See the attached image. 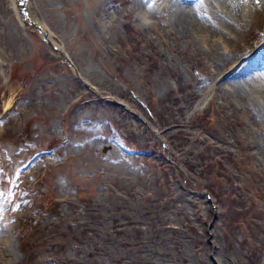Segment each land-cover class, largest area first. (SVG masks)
<instances>
[{
    "label": "rangeland",
    "instance_id": "rangeland-1",
    "mask_svg": "<svg viewBox=\"0 0 264 264\" xmlns=\"http://www.w3.org/2000/svg\"><path fill=\"white\" fill-rule=\"evenodd\" d=\"M149 2L24 1L77 76L23 24L18 0H0V190L12 193L0 198V264H247L264 249V199L249 202L250 234L230 223L239 190L214 196L204 187L213 173L182 193L167 162L179 155L169 138L186 152L215 143L264 181V0L226 8L221 25L222 7L202 0ZM164 180L174 198L156 234L140 199L151 202ZM195 236L209 239L201 259Z\"/></svg>",
    "mask_w": 264,
    "mask_h": 264
},
{
    "label": "trees",
    "instance_id": "trees-1",
    "mask_svg": "<svg viewBox=\"0 0 264 264\" xmlns=\"http://www.w3.org/2000/svg\"><path fill=\"white\" fill-rule=\"evenodd\" d=\"M208 113L209 112L205 113L204 116L206 115L208 117ZM205 120L206 117L201 120L202 126H205L207 123L209 124V121L205 124H202ZM169 141L171 147L179 151V153L184 151L185 146L180 139L178 142L176 140V144L174 137L170 138ZM211 154L213 156H210ZM180 157L181 155L177 158V161L178 163L181 162L180 164L185 170L189 188L194 189V181L204 182L214 173L217 179L208 184L204 183V187L208 189L214 196H221L216 188L225 187V185L235 187V191L236 189L239 190V192L233 193L236 195V202L234 204L231 203L228 208H225V211H230L232 208L231 205L233 204L237 211L229 217L230 223L232 222V224L237 227L240 223H243L249 227L250 234H252L250 223L254 217V209L252 206H249V202L253 201L254 203V200L264 199V186L260 176L257 175L248 177V173H244L241 170L243 168L242 165H245L241 158L222 146L212 145L209 146V148H205V150L202 152L190 150L188 153L183 154L181 159ZM174 168L179 172L182 180H184L185 178L181 170L176 165H174ZM164 197L165 194H158V196L152 200L148 207H141L142 212L140 213V218H142L143 221L145 220V222H148V225L151 227V231L156 234H158L162 228L168 225V223H166V219L169 215L168 207L170 203L166 201ZM228 197H230V195H228ZM145 203L149 202L146 200ZM256 213L258 214L257 211ZM114 214V221H117V211H114ZM226 226H228V224ZM176 230L177 229H169V232H167L170 236H172L171 241L174 244L180 240V237L177 236ZM189 230L192 233L197 232L195 228V232L191 227H189ZM118 233L121 234V232ZM136 237H142V235L138 234ZM196 237L197 236H195V238ZM253 238L254 237H249L246 239V241H250ZM194 242L195 246H203V244L197 239H194ZM174 249L179 252L178 245H175ZM23 252L30 256L28 249L24 248ZM179 259L180 257L178 260ZM246 262L247 264H263V250L259 248L251 249L249 254L246 256Z\"/></svg>",
    "mask_w": 264,
    "mask_h": 264
},
{
    "label": "bare ground",
    "instance_id": "bare-ground-1",
    "mask_svg": "<svg viewBox=\"0 0 264 264\" xmlns=\"http://www.w3.org/2000/svg\"><path fill=\"white\" fill-rule=\"evenodd\" d=\"M250 0H202V3L207 4L212 9L217 6L222 7V13L218 12L220 15L218 18L220 20V25L226 23L230 19V15H228L225 11L226 8H234L233 12L236 11V5L238 2H249ZM255 2V1H254Z\"/></svg>",
    "mask_w": 264,
    "mask_h": 264
},
{
    "label": "snow or ice",
    "instance_id": "snow-or-ice-1",
    "mask_svg": "<svg viewBox=\"0 0 264 264\" xmlns=\"http://www.w3.org/2000/svg\"><path fill=\"white\" fill-rule=\"evenodd\" d=\"M259 2H260V0H257V3H259ZM144 3H145V6H146L149 10H151V9L153 8V4L150 3L149 0H144ZM0 123H2V121H0ZM5 195H7V196L10 197V196L12 195V193H11V191H8L7 193H5L4 190H0V198H4ZM17 207H18V205H17Z\"/></svg>",
    "mask_w": 264,
    "mask_h": 264
},
{
    "label": "water",
    "instance_id": "water-1",
    "mask_svg": "<svg viewBox=\"0 0 264 264\" xmlns=\"http://www.w3.org/2000/svg\"><path fill=\"white\" fill-rule=\"evenodd\" d=\"M44 36H45V38H46V41L49 43V44H51V42H50V40L48 39V37H47V35L44 33ZM52 45V44H51ZM105 152H106V149L104 150Z\"/></svg>",
    "mask_w": 264,
    "mask_h": 264
}]
</instances>
